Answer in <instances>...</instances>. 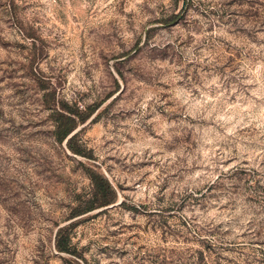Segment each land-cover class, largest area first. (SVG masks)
Returning a JSON list of instances; mask_svg holds the SVG:
<instances>
[{"label": "rangeland", "instance_id": "rangeland-1", "mask_svg": "<svg viewBox=\"0 0 264 264\" xmlns=\"http://www.w3.org/2000/svg\"><path fill=\"white\" fill-rule=\"evenodd\" d=\"M67 260L264 264V0H0V264Z\"/></svg>", "mask_w": 264, "mask_h": 264}, {"label": "trees", "instance_id": "trees-1", "mask_svg": "<svg viewBox=\"0 0 264 264\" xmlns=\"http://www.w3.org/2000/svg\"><path fill=\"white\" fill-rule=\"evenodd\" d=\"M44 103L47 106L57 105L59 111L55 112V136L60 142L65 141L67 148L77 155L86 156L85 150L76 143V133H72L78 123H84L92 114L93 110L71 111L63 101L56 100L55 92L49 91L44 95ZM64 119L72 121V124L65 122ZM86 173L92 185V205L89 207H103L114 202L116 193L106 178L91 168H86ZM63 229H59L56 234L55 247L58 251L70 252L62 235ZM66 264H78L75 261L67 260Z\"/></svg>", "mask_w": 264, "mask_h": 264}]
</instances>
